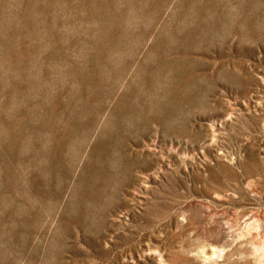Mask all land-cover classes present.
<instances>
[{
  "label": "rangeland",
  "instance_id": "rangeland-1",
  "mask_svg": "<svg viewBox=\"0 0 264 264\" xmlns=\"http://www.w3.org/2000/svg\"><path fill=\"white\" fill-rule=\"evenodd\" d=\"M0 264H264V0H0Z\"/></svg>",
  "mask_w": 264,
  "mask_h": 264
}]
</instances>
